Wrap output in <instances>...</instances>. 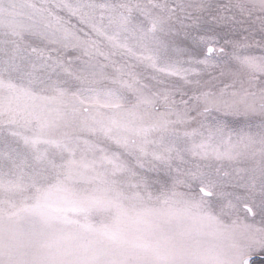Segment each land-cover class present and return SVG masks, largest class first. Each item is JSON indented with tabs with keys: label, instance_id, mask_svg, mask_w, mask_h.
<instances>
[{
	"label": "snow or ice",
	"instance_id": "1",
	"mask_svg": "<svg viewBox=\"0 0 264 264\" xmlns=\"http://www.w3.org/2000/svg\"><path fill=\"white\" fill-rule=\"evenodd\" d=\"M0 264H264V0H0Z\"/></svg>",
	"mask_w": 264,
	"mask_h": 264
}]
</instances>
